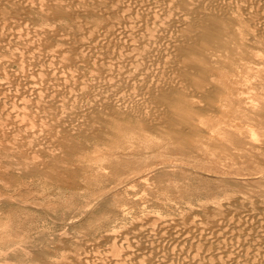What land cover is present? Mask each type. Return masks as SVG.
<instances>
[{
  "label": "rangeland",
  "instance_id": "obj_1",
  "mask_svg": "<svg viewBox=\"0 0 264 264\" xmlns=\"http://www.w3.org/2000/svg\"><path fill=\"white\" fill-rule=\"evenodd\" d=\"M115 261L264 264V0H0V264Z\"/></svg>",
  "mask_w": 264,
  "mask_h": 264
},
{
  "label": "bare ground",
  "instance_id": "obj_2",
  "mask_svg": "<svg viewBox=\"0 0 264 264\" xmlns=\"http://www.w3.org/2000/svg\"><path fill=\"white\" fill-rule=\"evenodd\" d=\"M24 1V0H23ZM44 1V0H43ZM50 1V0H49ZM224 1V0H223ZM246 2V1H245ZM24 3V2H23ZM26 3V2H25ZM200 3V2H199ZM231 4V3H230ZM47 5V4H46ZM123 5V4H122ZM20 8H21V6H20ZM17 9V8H16ZM100 9V8H99ZM243 9V8H242ZM42 10V9H41ZM101 10V9H100ZM241 10V9H240ZM163 11V10H162ZM242 12V11H241ZM258 12V11H257ZM72 13H73V11H72ZM71 13V14H72ZM86 13V12H85ZM117 13V12H116ZM164 13V12H163ZM162 13V14H163ZM168 13V12H167ZM76 14V13H75ZM103 14V13H102ZM161 14V15H162ZM143 16V15H142ZM166 16V15H165ZM190 16V15H189ZM261 17V16H260ZM21 18V17H20ZM151 19V18H150ZM75 20V19H74ZM159 20V19H158ZM260 20V19H259ZM23 21V20H22ZM82 22V21H81ZM109 22V21H108ZM259 22V21H258ZM156 24H157V22H156ZM19 26V25H18ZM72 28V27H71ZM104 28V27H103ZM85 30V29H84ZM260 30V29H259ZM57 32V31H56ZM100 32V31H99ZM167 33V32H166ZM257 33H258V31H257ZM116 34V33H115ZM114 34V35H115ZM59 35V34H58ZM67 36V35H66ZM84 36V35H83ZM125 36V35H124ZM29 37V36H28ZM148 37V36H147ZM150 37V36H149ZM173 37V36H172ZM68 38V37H67ZM76 38V37H75ZM116 38V37H115ZM99 38H97V40H98ZM147 40V39H146ZM153 40V39H152ZM115 42V41H114ZM89 43V42H88ZM83 45V44H82ZM117 46V45H116ZM152 46V45H151ZM46 47V46H45ZM56 47V46H55ZM84 48V47H83ZM162 48V47H161ZM43 49V48H42ZM149 49V48H148ZM152 49V48H151ZM158 51V50H157ZM86 52V51H85ZM153 52V51H152ZM115 55V54H114ZM113 55V56H114ZM150 56V55H149ZM159 56V55H158ZM139 58V57H138ZM5 59V58H4ZM4 61V60H3ZM135 63V62H134ZM144 63V62H143ZM159 64V63H158ZM119 65V64H118ZM23 67V66H22ZM62 68V67H61ZM25 71V70H24ZM57 71V70H56ZM37 72V71H36ZM61 72V71H60ZM63 72V71H62ZM69 72V71H68ZM154 73H156V72H154ZM164 73V72H163ZM66 74V73H65ZM70 74V73H69ZM150 74V73H149ZM67 75V74H66ZM170 75V74H169ZM19 76V75H18ZM54 76V75H53ZM168 76V75H167ZM14 77V76H13ZM51 77V76H50ZM153 77V76H152ZM155 77V76H154ZM62 78V77H61ZM13 81H14V79H13ZM12 82V81H11ZM13 83V82H12ZM26 84V83H25ZM86 88V87H85ZM60 89V88H59ZM41 90V89H40ZM139 91V90H138ZM79 92V91H78ZM140 92V91H139ZM74 94V93H73ZM96 94V93H95ZM19 95V94H18ZM27 95V94H26ZM75 95V94H74ZM97 95V94H96ZM60 96V95H59ZM107 96H109V95H107ZM117 96V95H116ZM7 97V96H6ZM18 97V96H17ZM70 97V96H69ZM101 97V96H100ZM10 98V97H9ZM32 99V98H31ZM122 102V101H121ZM120 105V104H119ZM21 107V106H20ZM23 108V107H22ZM21 108V109H22ZM4 109H6V108H4ZM15 109V108H14ZM128 109V108H127ZM26 110V109H25ZM28 112V111H27ZM26 112V113H27ZM134 113V112H133ZM11 114V113H10ZM14 114V113H13ZM137 114V113H136ZM21 116V115H20ZM13 117V119H14V116H12ZM17 117V116H16ZM10 119V118H9ZM22 119V118H21ZM12 120V119H11ZM35 120V119H34ZM19 121V120H18ZM28 121V120H27ZM12 123H13V120L11 121ZM16 122V121H15ZM30 123V122H29ZM15 124V123H14ZM26 124H28V123H26ZM30 125H31V123H30ZM15 126V125H14ZM68 126V125H67ZM42 127V126H41ZM33 135V134H32ZM46 138V137H45ZM222 205V204H221ZM247 209V208H246ZM259 212V211H258ZM240 213V212H239ZM244 213V212H243ZM245 214V213H244ZM226 216V215H225ZM235 216V215H234ZM224 218V217H223ZM161 219V218H160ZM242 219V218H241ZM262 219V218H261ZM236 220V219H235ZM253 220V219H252ZM162 221V220H161ZM185 221V220H184ZM258 221V220H257ZM158 223V222H157ZM196 223V222H195ZM238 223V222H237ZM183 224V223H182ZM225 224V223H224ZM253 225V224H252ZM158 227V226H157ZM171 227V226H170ZM221 227V226H220ZM263 227V226H262ZM163 228V227H162ZM156 229V228H155ZM186 230V229H185ZM197 231V230H196ZM233 231H234V229H233ZM167 233V232H166ZM226 233H228V232H226ZM263 233V232H262ZM252 234V233H251ZM140 235V234H139ZM146 235V234H145ZM156 236H158V235H156ZM171 236V235H170ZM139 237V236H138ZM191 237V236H190ZM240 237V236H239ZM150 238V237H149ZM158 238V237H157ZM163 238V237H162ZM167 238V237H166ZM184 238V237H183ZM221 238V237H220ZM233 239V238H232ZM123 240V239H122ZM175 240V239H174ZM189 240V239H188ZM187 240V241H188ZM248 240V239H247ZM164 241V240H163ZM233 241V240H232ZM155 242V241H154ZM153 242V243H154ZM185 242V241H184ZM208 242V241H207ZM215 242V241H214ZM160 243V242H159ZM164 243V242H163ZM181 244V243H180ZM185 244V243H184ZM204 244V243H203ZM208 244V243H207ZM233 245H234V243H232ZM122 245V244H121ZM165 245V244H164ZM194 245V244H193ZM169 246V245H168ZM244 246V245H243ZM254 246V245H253ZM120 248V247H119ZM227 248V247H226ZM251 248H252V246H251ZM122 249V248H121ZM233 250V249H232ZM253 250V249H252ZM189 251V250H188ZM187 251V252H188ZM193 251V250H192ZM118 253V252H117ZM115 254V253H114ZM128 254V253H127ZM165 254V253H164ZM215 254V253H214ZM259 254V253H258ZM200 255V254H199ZM117 256V255H116ZM223 256V255H222ZM221 256V257H222ZM120 257H121V255H120ZM199 257V256H198ZM250 257V256H249ZM205 258V257H204ZM106 259V258H105ZM128 259V258H127ZM250 259V258H249ZM104 260V259H103ZM114 260V259H113ZM227 261V260H226ZM110 262V261H109ZM112 262V261H111ZM116 262V261H115ZM115 262H114V264H115ZM118 263H119V260L117 261ZM116 262V263H117ZM238 262V261H237ZM95 263V262H94ZM117 263V264H118ZM129 263V262H128ZM210 263V262H209ZM113 264V263H112ZM133 264V263H132ZM211 264V263H210ZM216 264V263H215Z\"/></svg>",
  "mask_w": 264,
  "mask_h": 264
}]
</instances>
